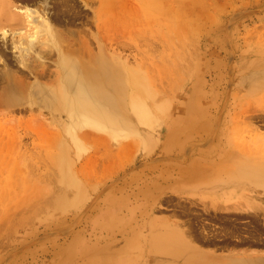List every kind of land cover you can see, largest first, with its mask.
Masks as SVG:
<instances>
[{
	"label": "rangeland",
	"instance_id": "374dc122",
	"mask_svg": "<svg viewBox=\"0 0 264 264\" xmlns=\"http://www.w3.org/2000/svg\"><path fill=\"white\" fill-rule=\"evenodd\" d=\"M47 1L71 48L120 52L123 125L0 118V264H264V0Z\"/></svg>",
	"mask_w": 264,
	"mask_h": 264
},
{
	"label": "bare ground",
	"instance_id": "6f19581e",
	"mask_svg": "<svg viewBox=\"0 0 264 264\" xmlns=\"http://www.w3.org/2000/svg\"><path fill=\"white\" fill-rule=\"evenodd\" d=\"M14 1L15 0H0V118L4 119L7 115V111H10V109L15 106H18L20 109L28 110H33L36 107L40 110V113L33 121H39V123H41L46 120L43 115V109L46 108L52 115L55 111H64L66 113L68 123L65 124L62 122L61 127L68 132L76 142L81 136L89 134V131H80L84 127L104 130L108 129L106 125H112L114 131L117 132L123 125V118L120 119L118 116L115 117L110 109L106 107L113 103L109 101L106 103L105 97L107 96V91L105 88L111 85H114L116 89L119 87L115 84L118 83L117 79L121 81L118 72L125 66L121 61L120 52L114 50L115 48L111 49L110 47H104L107 42L103 40V46L101 42H99V38H97V41L96 39L95 41L100 46L97 53H94L89 46L88 42L90 40L87 41L83 39L81 41L79 39L83 46V53L81 54L70 47L71 43H74V37L61 38L54 28V23L59 22L60 10L55 9V5L57 6V4L54 3V5H52L54 10L51 13L50 10L46 11L47 0H19L21 4H23V2H31L36 5L35 8L27 7L25 9L19 6L14 7ZM83 1L88 2V0ZM40 7L42 9H39ZM25 12L26 14L24 15ZM42 35H46L44 40H40ZM63 43L66 45H63ZM8 55L10 57H8ZM53 56H55L54 59L52 58ZM52 63L56 64L54 67L55 69L52 67L54 64L51 66L54 70L50 68ZM110 71L112 73H110ZM51 74L54 75L52 79H49L48 83L40 81L31 82L27 80L28 77H32L33 80H43L49 78ZM121 107L125 109L123 106ZM128 111V117H130L129 121L132 122L131 131H133V126L137 118V110L133 102L131 105L129 104ZM124 120H128L127 116H125ZM1 122L2 124L5 123L4 120H1ZM2 124L0 123V139L5 138V136L9 137L11 134L7 133L8 129L5 128L7 126H3ZM5 125H7V123ZM45 126L47 125L45 124ZM11 130L14 131V129ZM54 131H56V129ZM57 131L59 132L58 129ZM240 148L241 151L242 147L240 146ZM254 201H256V199ZM257 229L259 228L257 227ZM261 250L260 253L264 255V249ZM251 251L259 252V250L254 249ZM242 252L244 253L245 250ZM189 261L186 264H197Z\"/></svg>",
	"mask_w": 264,
	"mask_h": 264
},
{
	"label": "flooded vegetation",
	"instance_id": "af4514ba",
	"mask_svg": "<svg viewBox=\"0 0 264 264\" xmlns=\"http://www.w3.org/2000/svg\"><path fill=\"white\" fill-rule=\"evenodd\" d=\"M253 240V239H252Z\"/></svg>",
	"mask_w": 264,
	"mask_h": 264
}]
</instances>
